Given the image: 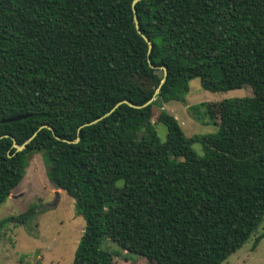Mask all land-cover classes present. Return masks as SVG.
Returning <instances> with one entry per match:
<instances>
[{
	"label": "trees",
	"instance_id": "16d2710c",
	"mask_svg": "<svg viewBox=\"0 0 264 264\" xmlns=\"http://www.w3.org/2000/svg\"><path fill=\"white\" fill-rule=\"evenodd\" d=\"M133 2L0 0V205L44 152L85 220L73 264H116L107 238L153 264H221L264 221V0ZM196 77L252 95L206 102L218 130L186 137L165 105Z\"/></svg>",
	"mask_w": 264,
	"mask_h": 264
},
{
	"label": "rangeland",
	"instance_id": "374dc122",
	"mask_svg": "<svg viewBox=\"0 0 264 264\" xmlns=\"http://www.w3.org/2000/svg\"><path fill=\"white\" fill-rule=\"evenodd\" d=\"M189 86L185 102L171 101L165 105L178 120L186 137L218 130L213 124L218 120V109L215 105H206V102L252 95L249 85L242 89L212 92L204 89L197 77L189 81ZM158 112L155 109L154 113ZM156 131L165 141L166 126L158 122ZM192 147L199 155L204 154L201 143L196 142ZM47 170L44 152L31 153L21 183L0 205V221L34 209L25 223L9 222L0 227V264H73L85 220L77 213L75 199L53 185ZM262 233L264 221L255 234L221 264H264V238L255 249L252 247L256 236ZM102 248L113 254L116 264H153L121 249L109 238L104 239Z\"/></svg>",
	"mask_w": 264,
	"mask_h": 264
},
{
	"label": "water",
	"instance_id": "95a60500",
	"mask_svg": "<svg viewBox=\"0 0 264 264\" xmlns=\"http://www.w3.org/2000/svg\"><path fill=\"white\" fill-rule=\"evenodd\" d=\"M137 2V0H134V2H133V5L135 4ZM133 10H134V12H135V7L133 6ZM137 27H138V24H137ZM139 32L141 33V31L139 30ZM144 36V38H145V40L147 41V43H148V47H149V50H151V48H152V43H151V41H150V39L147 37V36H145V35H143ZM164 69V75L166 76L167 75V69L164 67L163 68ZM152 100H149L146 104H148V103H150ZM115 107H117V105L115 106ZM114 107V108H115ZM114 108L112 109V111L114 110ZM26 116H24V115H21V116H16V117H13V118H9V119H7L6 121H13V120H18V119H22V118H25ZM43 127V126H42ZM41 127V128H42ZM46 127H48V128H50L49 126H46ZM36 135V133L32 136V137H34ZM59 138V137H58ZM78 140V139H77ZM14 144H15V146L17 147V150H22L23 148H24V145H18L17 143H16V141L14 140Z\"/></svg>",
	"mask_w": 264,
	"mask_h": 264
}]
</instances>
